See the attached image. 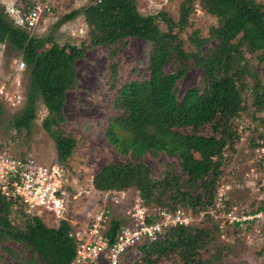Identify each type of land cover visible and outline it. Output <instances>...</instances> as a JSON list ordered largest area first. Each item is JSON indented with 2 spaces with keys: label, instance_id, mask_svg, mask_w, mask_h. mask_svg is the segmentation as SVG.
<instances>
[{
  "label": "trees",
  "instance_id": "1",
  "mask_svg": "<svg viewBox=\"0 0 264 264\" xmlns=\"http://www.w3.org/2000/svg\"><path fill=\"white\" fill-rule=\"evenodd\" d=\"M199 1L218 22L207 36L193 31L187 38V48L178 31L188 25L193 0H182L177 21L163 10L141 14L135 0H90L61 17V21H66L82 14L90 45L105 48L111 60L110 87L116 91L113 108L119 113L107 124L108 141L122 155L130 152L137 157L145 154L155 157L162 151L180 167L177 173L173 164L166 162L164 170L153 176L144 162L107 160L93 175V187L99 191L134 189L136 197L148 207L175 210L181 205L194 213L205 211L197 223L169 226L156 240L137 244L140 262L145 264H156L163 258L174 264H212L214 256L202 255L214 237L207 221L215 218L206 210L216 208L223 152L235 151L240 137L234 125L243 108L242 90L246 85L244 80L238 83L240 78L237 73H230V68L235 56L243 50L264 51L263 3ZM132 37L149 43L147 75L117 86L118 62L113 59L118 48ZM5 42L21 53L29 74L26 105L13 124L16 128L28 127L35 117L38 100H42L48 111L42 126L55 143L58 161L68 160L76 142L61 128L65 120L63 106L67 91L77 83L75 62L86 47L60 44L52 36H30L23 27L14 25L0 6V43ZM189 61L202 69L201 84L190 86L179 95L177 82ZM167 64H172L175 70L166 71ZM250 91L251 104L255 111H260L264 108V71ZM261 122L264 123V118ZM205 125L209 126L207 134L202 132ZM255 145L257 142L252 143L251 150ZM223 202L218 211L223 209ZM256 210H264L263 205ZM231 224L240 226L241 222ZM119 225L120 221L112 220L111 238ZM70 229L65 220L57 226H47L23 207L12 209L0 194V242L11 240L30 248L35 257L28 264H69L74 255Z\"/></svg>",
  "mask_w": 264,
  "mask_h": 264
},
{
  "label": "rangeland",
  "instance_id": "2",
  "mask_svg": "<svg viewBox=\"0 0 264 264\" xmlns=\"http://www.w3.org/2000/svg\"><path fill=\"white\" fill-rule=\"evenodd\" d=\"M90 0H0V6L7 12L8 19L14 25L19 24L18 18L22 12L28 11L36 3H46L50 12H45L37 25L31 29L23 27L30 36L52 38L60 44L70 43L81 46L84 44V54L75 62L77 83L66 93L63 114L65 120L61 128L66 135L75 138V147L71 157L63 163L67 166L74 184L82 192L71 197L69 215L78 211L94 212L109 206L113 220L126 224L127 211L134 205L137 192L134 189L121 191H99L93 187L92 177L107 160H132L146 163L153 176H158L164 170L166 162L173 164V170L180 173V167L175 159L164 152L152 157L148 154L137 157L132 153L120 154L108 141L105 130L109 119L119 112L113 108L115 89L110 87L108 65L111 61L105 48L90 45L88 27L83 15L61 21V17L73 9L80 8ZM141 14H154L161 10L174 21L178 20L182 0H135ZM264 4V0H257ZM218 19L209 14L201 6L199 0H193L192 12L188 25L179 30L184 47H188V36L198 31L199 36H207ZM161 27L166 28L162 23ZM213 45V41L210 42ZM149 43L138 37L129 38L117 50L113 59L118 62V80L120 86L125 81L140 79L147 75L146 65ZM264 51L243 50L235 56L230 73H237L240 81L244 80L243 108L236 116L234 129L240 134L234 145L235 151L223 152L222 164L219 168L218 187H224L227 195L223 209L215 215L214 221H207L213 229L214 237L202 250L204 257H213L212 264H264L262 249V233L264 230V183L255 175L256 168L252 143L264 138V108L255 111L250 88L256 78L264 71ZM21 53L11 47L8 42L0 43V148L10 153L30 154L43 164L57 162V150L54 141L42 126L47 116V109L42 100H38L35 117L28 127L16 128L13 121L26 105V91L29 74L26 65L20 67ZM166 71H174L172 64L165 66ZM203 71L199 66L189 61L184 75L177 82L179 95L193 85H200ZM202 132L209 133L205 125ZM252 139H255L252 141ZM255 147V146H254ZM197 156L198 154L195 153ZM62 162V161H60ZM261 180V182H260ZM78 192V191H77ZM144 204V203H143ZM226 204V207L224 206ZM146 206V205H145ZM181 206V205H180ZM148 207V206H146ZM184 207V206H183ZM235 208L236 212L245 216L258 213L259 217L248 218L247 222L236 226L224 216L225 210ZM256 210V211H255ZM38 216L47 226H57L59 219L45 210ZM214 222V223H213ZM30 248L21 242L7 240L0 242V264H28L34 259ZM141 253L135 248L129 251L122 264H145L140 262ZM156 264H174L168 259H160Z\"/></svg>",
  "mask_w": 264,
  "mask_h": 264
},
{
  "label": "built area",
  "instance_id": "3",
  "mask_svg": "<svg viewBox=\"0 0 264 264\" xmlns=\"http://www.w3.org/2000/svg\"><path fill=\"white\" fill-rule=\"evenodd\" d=\"M45 12H50V7L46 3H36L19 15L17 25L31 29ZM19 64L24 66L23 61ZM252 151L256 162V168L252 169L264 183V138L257 140ZM74 181L63 162L43 164L30 154L18 155L0 148V194L12 209L23 207L32 215L45 210L59 219L58 224L62 220L70 224L74 255L69 264H122L137 244L156 240L169 226L197 223L205 213H194L181 206L175 210L146 207L139 197H135L134 205L127 211V223L120 224L111 238L113 213L109 206L85 215L83 211L72 216L68 214L71 197L82 192ZM217 195L216 208L206 210L213 216L219 214V205L226 198L224 187L217 188ZM224 212L223 216L230 223L241 222V225L248 218L259 217L258 213L239 215L236 207Z\"/></svg>",
  "mask_w": 264,
  "mask_h": 264
}]
</instances>
